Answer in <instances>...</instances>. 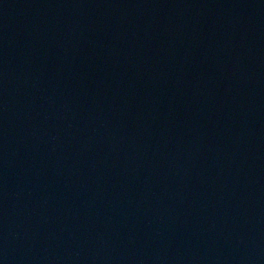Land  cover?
Masks as SVG:
<instances>
[{
	"label": "water",
	"instance_id": "water-1",
	"mask_svg": "<svg viewBox=\"0 0 264 264\" xmlns=\"http://www.w3.org/2000/svg\"><path fill=\"white\" fill-rule=\"evenodd\" d=\"M0 264H264V0H0Z\"/></svg>",
	"mask_w": 264,
	"mask_h": 264
}]
</instances>
